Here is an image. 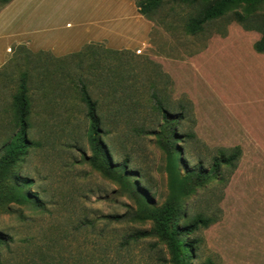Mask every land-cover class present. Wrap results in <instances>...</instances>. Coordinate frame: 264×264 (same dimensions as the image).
Returning <instances> with one entry per match:
<instances>
[{
    "label": "rangeland",
    "instance_id": "rangeland-1",
    "mask_svg": "<svg viewBox=\"0 0 264 264\" xmlns=\"http://www.w3.org/2000/svg\"><path fill=\"white\" fill-rule=\"evenodd\" d=\"M127 1L138 13L137 0ZM68 3L87 9L81 0ZM109 9V28L127 22ZM197 9L171 0L149 18L138 13L134 48L91 44L79 55L57 59L32 55L23 45L6 55L0 69V156L17 129L13 99L23 75L33 145L0 178L9 186L28 182L25 192L39 204L5 197L0 264H170L167 246L148 235L152 224L128 220L136 209L129 194L85 160L90 150L80 81L97 103L114 164L127 163L130 177L141 176L138 186L151 189L157 205L166 199L168 182L154 94L180 119L177 146L187 169L199 165L206 173L215 158L239 147L234 170L222 167L223 179L185 201L187 223L180 221L178 232L198 218L205 221L184 240L193 245L189 264H264V52L254 50L264 31V6L247 20L232 12L190 34L186 25ZM77 20L67 17L60 34L66 24L75 31ZM90 22L84 19L82 28L93 30Z\"/></svg>",
    "mask_w": 264,
    "mask_h": 264
},
{
    "label": "trees",
    "instance_id": "trees-1",
    "mask_svg": "<svg viewBox=\"0 0 264 264\" xmlns=\"http://www.w3.org/2000/svg\"><path fill=\"white\" fill-rule=\"evenodd\" d=\"M12 1L0 0V8ZM165 1L171 0H137L136 7L140 15L149 18ZM182 2L198 6L195 16L190 17L186 25L190 34L200 32L207 23L232 12L239 20H247L255 14L256 10H260L264 6V0H182ZM236 10H242L244 15L236 13ZM254 50L257 53L264 52V31L261 38L255 43ZM79 99L84 105L85 117L88 121L87 137L90 156L85 157V160L96 172L115 182L120 186L121 191L129 194L136 209L128 220L152 224L148 235L155 237L167 246L170 253L169 263L189 264L193 259V245L191 242L185 244L184 240L187 241L198 224H204L205 221L198 218L179 233L180 221L186 222V215L182 213V209L187 208L185 201L193 196L199 188L220 181L221 177L223 179L222 167L232 172L241 156V149L236 147L222 153L219 158L214 159L211 168L206 173L199 165L187 169L185 163L180 160L183 151L177 146L179 140H177L176 127L180 119L172 115L154 94L155 110L161 115L160 130L156 135L159 145L165 150V169L168 182L166 199L162 204L157 205L150 198L151 189L138 186L137 179L141 180V176L130 177L127 163L114 164V158L102 139L104 131L97 103L92 99L86 84L81 81ZM13 105L17 129L11 140L1 148L0 175L3 177L8 175L13 166L25 155L28 148L33 145L28 138L32 125L26 75L22 76L19 91L13 99ZM7 182L0 178V206L5 204L6 196L12 203L38 206L37 198L25 192V188L29 186L28 182L16 181L10 186L6 184ZM2 242L3 239L0 236V244Z\"/></svg>",
    "mask_w": 264,
    "mask_h": 264
},
{
    "label": "crops",
    "instance_id": "crops-1",
    "mask_svg": "<svg viewBox=\"0 0 264 264\" xmlns=\"http://www.w3.org/2000/svg\"><path fill=\"white\" fill-rule=\"evenodd\" d=\"M81 1L87 8L84 13L68 0H13L1 7L0 69L6 55L23 45L32 55L43 53L57 59L77 55L91 44H104L106 49L112 50L134 48L133 43L140 37V22L130 1ZM109 8L120 11L127 22L109 28L106 23ZM67 17L78 19L77 29L73 31L74 26L66 24V32L60 34V26ZM84 19L93 22L90 24L93 30L82 28ZM132 19L137 22L133 23Z\"/></svg>",
    "mask_w": 264,
    "mask_h": 264
}]
</instances>
